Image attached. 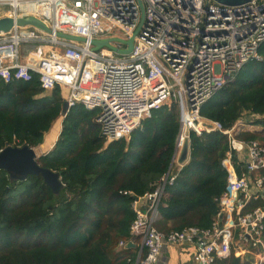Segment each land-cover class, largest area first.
Listing matches in <instances>:
<instances>
[{
	"label": "built area",
	"instance_id": "1",
	"mask_svg": "<svg viewBox=\"0 0 264 264\" xmlns=\"http://www.w3.org/2000/svg\"><path fill=\"white\" fill-rule=\"evenodd\" d=\"M0 7V17L33 16L51 29L26 25L1 32L0 78L29 81L36 73L44 91L59 86L66 92L69 108L82 103L100 109L97 122L107 143L129 139L153 110L173 101L181 122L175 160L191 131L227 135L228 185L212 226L157 229L166 187L179 172L172 167L152 192L133 201L130 235L119 243L141 245L133 264H157L166 246L180 243L195 245V264H216L233 253L264 264V144L239 136L248 125L242 118L224 128L200 114L248 61L262 59L264 0H0ZM142 7L134 48L122 53L141 24ZM93 40H110V46L96 49Z\"/></svg>",
	"mask_w": 264,
	"mask_h": 264
},
{
	"label": "trees",
	"instance_id": "2",
	"mask_svg": "<svg viewBox=\"0 0 264 264\" xmlns=\"http://www.w3.org/2000/svg\"><path fill=\"white\" fill-rule=\"evenodd\" d=\"M259 53L262 59L248 61L200 114L224 128L245 111L257 115L253 124L262 129L239 136L264 144V43ZM62 95L59 86L44 91L36 73L29 81L0 78V151L40 145L62 120ZM99 113L82 103L70 107L54 147L38 159L61 173L59 195L41 175L11 181L0 168V264H133L136 252L119 243L130 235L134 199L152 192L174 168L180 112L173 101L153 110L129 139L109 143L97 122ZM228 151V137L221 131L190 132V158L166 187L155 221L158 230L212 226L218 199L227 190L223 160ZM216 264L252 262L233 253Z\"/></svg>",
	"mask_w": 264,
	"mask_h": 264
},
{
	"label": "water",
	"instance_id": "3",
	"mask_svg": "<svg viewBox=\"0 0 264 264\" xmlns=\"http://www.w3.org/2000/svg\"><path fill=\"white\" fill-rule=\"evenodd\" d=\"M215 1H217L222 5H241L250 2L251 0H215ZM1 10H3V8L0 7V11ZM144 12L145 10L142 7L141 24L139 25L137 30L131 35V37L127 41H125V43L128 45V48L124 50H120V52L127 54L133 50L135 37L139 32V29L141 28L144 21V17H145ZM26 25H34L42 29H45L46 31L51 32V29H49L40 19L33 16L18 17V18H13L10 16L0 17V33L9 32L15 26H26ZM60 35L71 40L85 41L84 38L74 36L71 34L60 33ZM109 43L110 40H104V41L93 40V44L95 45L96 49L101 48L103 46H110ZM69 109L70 108L68 102L65 101L61 113V116H63V120L67 115ZM189 152H190V141L189 139H185L183 146L178 154L179 163L186 162V160L188 159ZM39 157L40 156L37 154L34 147H30L28 145L23 147L7 146L6 148L0 151V168L5 169L8 172L11 181L25 180L30 174L41 175L44 178L46 184L52 188L53 192L56 195H59L61 190L64 188V184L61 179V173L43 167L38 162ZM132 246H133L132 243L128 244L129 248Z\"/></svg>",
	"mask_w": 264,
	"mask_h": 264
},
{
	"label": "crops",
	"instance_id": "4",
	"mask_svg": "<svg viewBox=\"0 0 264 264\" xmlns=\"http://www.w3.org/2000/svg\"><path fill=\"white\" fill-rule=\"evenodd\" d=\"M62 94H63L62 96L65 100L66 92L65 93L62 92ZM50 130L45 134L44 141L40 145L34 147L37 154H40V153L46 154L54 147L57 140L49 148H46V146H44L47 135L49 134ZM246 131H254L251 124L247 125ZM58 135L59 134L57 133V136ZM189 158H190V152L188 155V159L184 163H179L178 157H177V159L175 160L176 162L174 161L173 170H176V171L181 170V168L188 162ZM176 165H177V167H176ZM140 246L141 245L138 244L137 247L133 246L131 248L137 254V250H138V248H140ZM195 253H196V247L192 243L170 244V245L166 246V248H165V250H164V252L160 258V261L157 264H195ZM248 258H250V256H245L244 259H242V260H245V259L247 260ZM248 260H251V258Z\"/></svg>",
	"mask_w": 264,
	"mask_h": 264
},
{
	"label": "rangeland",
	"instance_id": "5",
	"mask_svg": "<svg viewBox=\"0 0 264 264\" xmlns=\"http://www.w3.org/2000/svg\"><path fill=\"white\" fill-rule=\"evenodd\" d=\"M40 44H42V43H40ZM43 45H46V44H43ZM60 117H63V116H60ZM242 119H243V121H244V123L245 124H251V126H252V128L254 129V130H261L262 129V127L260 126V125H255V124H253V122H255V120H257V118H258V116L257 115H254V114H252V113H249V112H247V111H245L244 113H243V115H242V117H241ZM61 119L58 121V123H57V125H56V127H55V129H53V131H51L49 134H48V136H47V138H46V141H45V145L44 146H46V148H49V147H51L52 146V144H53V142L56 140V138H57V133L59 132V130L61 129ZM260 128V129H259ZM39 152V151H38ZM39 156H41V155H43L42 153H40V154H38ZM176 162V161H175ZM176 167H177V165H176ZM178 169V168H177Z\"/></svg>",
	"mask_w": 264,
	"mask_h": 264
},
{
	"label": "bare ground",
	"instance_id": "6",
	"mask_svg": "<svg viewBox=\"0 0 264 264\" xmlns=\"http://www.w3.org/2000/svg\"><path fill=\"white\" fill-rule=\"evenodd\" d=\"M61 121H63V117H62V120ZM61 124H62V122H61ZM62 126V125H61Z\"/></svg>",
	"mask_w": 264,
	"mask_h": 264
}]
</instances>
